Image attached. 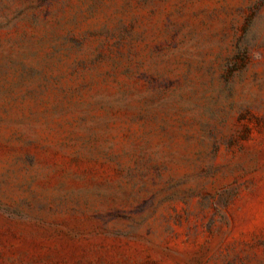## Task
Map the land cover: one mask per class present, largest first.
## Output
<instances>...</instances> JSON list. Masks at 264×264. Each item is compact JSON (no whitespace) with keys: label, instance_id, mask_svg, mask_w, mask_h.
I'll list each match as a JSON object with an SVG mask.
<instances>
[{"label":"rangeland","instance_id":"rangeland-1","mask_svg":"<svg viewBox=\"0 0 264 264\" xmlns=\"http://www.w3.org/2000/svg\"><path fill=\"white\" fill-rule=\"evenodd\" d=\"M0 264H264V0H0Z\"/></svg>","mask_w":264,"mask_h":264}]
</instances>
